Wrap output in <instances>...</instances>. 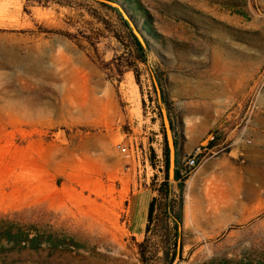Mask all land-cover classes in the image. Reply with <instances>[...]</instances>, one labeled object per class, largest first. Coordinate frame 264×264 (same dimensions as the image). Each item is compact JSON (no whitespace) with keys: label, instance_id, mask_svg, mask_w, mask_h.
I'll list each match as a JSON object with an SVG mask.
<instances>
[{"label":"rangeland","instance_id":"obj_1","mask_svg":"<svg viewBox=\"0 0 264 264\" xmlns=\"http://www.w3.org/2000/svg\"><path fill=\"white\" fill-rule=\"evenodd\" d=\"M112 1L146 61L101 0H0V264H142L167 100L177 144L218 134L185 182L173 264H264V0H138L152 32Z\"/></svg>","mask_w":264,"mask_h":264},{"label":"trees","instance_id":"obj_2","mask_svg":"<svg viewBox=\"0 0 264 264\" xmlns=\"http://www.w3.org/2000/svg\"><path fill=\"white\" fill-rule=\"evenodd\" d=\"M101 5L112 9L120 15L123 24L128 30V36L131 43V48L136 51L139 57L146 61L145 46L141 43L139 38L133 32L129 26L127 20L122 16L117 8L109 5L105 2H99ZM135 11L141 13L142 17L145 18V24L151 30V15L144 9L138 0H134ZM147 42V41H146ZM169 101L167 100L166 106L169 111ZM215 144V143H214ZM164 175L157 187L158 195L154 196L148 205L147 210V223L145 227L146 237L139 242V253L142 264H150L149 253L155 254L156 250L153 249L151 241V232L153 230H164L165 240L163 241V257L162 264H173L176 258L182 251L179 243L180 237V224L183 218V205H184V192L185 182L189 178L190 174L187 171H182V162H178L175 168V181L178 182V192H176L173 184L170 182L169 177V159L168 150L165 151V162H164ZM157 177V173L155 175ZM155 212L157 215L155 216Z\"/></svg>","mask_w":264,"mask_h":264},{"label":"water","instance_id":"obj_3","mask_svg":"<svg viewBox=\"0 0 264 264\" xmlns=\"http://www.w3.org/2000/svg\"><path fill=\"white\" fill-rule=\"evenodd\" d=\"M101 1L105 2V3H109L113 6H117L121 10L124 17L126 19H128L130 21V23L132 24L133 32L139 38L141 43L144 46H146V42L144 40L142 33L136 27H134V24L132 23L130 17L127 15V13L125 11H123L121 6L112 0H101ZM155 86H156V89L159 93V96L161 97V89H160V86H159V83L157 82V80H155ZM162 114H163V120H164L165 129H166V139H167V144H168V149H169V154H168L169 177H170V180H174L175 179V168H176V142H175V138H174V134H173V129H172L170 117H169V114H168L167 109L165 107L162 108Z\"/></svg>","mask_w":264,"mask_h":264},{"label":"built area","instance_id":"obj_4","mask_svg":"<svg viewBox=\"0 0 264 264\" xmlns=\"http://www.w3.org/2000/svg\"><path fill=\"white\" fill-rule=\"evenodd\" d=\"M218 134L212 133L210 136V142L206 145H197L193 152L182 161V171H187L189 174L194 172L196 168L207 158V156L213 153V149L217 146ZM215 143V144H214ZM117 149L122 152H128V146L123 143L117 144Z\"/></svg>","mask_w":264,"mask_h":264},{"label":"crops","instance_id":"obj_5","mask_svg":"<svg viewBox=\"0 0 264 264\" xmlns=\"http://www.w3.org/2000/svg\"><path fill=\"white\" fill-rule=\"evenodd\" d=\"M192 147H187L185 145L180 146L179 144L176 143V164L178 162H182L185 156L191 151L192 152Z\"/></svg>","mask_w":264,"mask_h":264}]
</instances>
